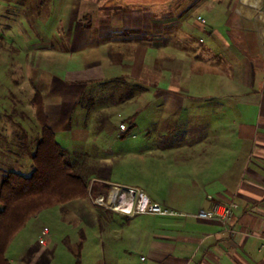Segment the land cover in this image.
Returning a JSON list of instances; mask_svg holds the SVG:
<instances>
[{
	"label": "crops",
	"instance_id": "1",
	"mask_svg": "<svg viewBox=\"0 0 264 264\" xmlns=\"http://www.w3.org/2000/svg\"><path fill=\"white\" fill-rule=\"evenodd\" d=\"M66 2L49 40L35 48L60 62L44 76L43 105L55 136L70 141L77 130H90L84 110L74 118L90 85L118 78L141 85L136 100H124L129 123L102 129L110 137L117 128L121 136L130 132L132 140L97 144L107 156L98 167L122 162L131 182L114 181L117 193L134 188L185 213L128 216L103 206V228L90 232L101 244L91 245L86 264H264V0ZM174 4L183 5L159 16L141 11ZM227 200L236 204L227 228L193 216ZM35 243L18 264H53L56 257L74 264L66 245L59 251L44 238Z\"/></svg>",
	"mask_w": 264,
	"mask_h": 264
},
{
	"label": "rangeland",
	"instance_id": "2",
	"mask_svg": "<svg viewBox=\"0 0 264 264\" xmlns=\"http://www.w3.org/2000/svg\"><path fill=\"white\" fill-rule=\"evenodd\" d=\"M65 4H67L66 0H0V152H4V155L0 157V178L2 171L9 169L25 176L30 175L33 170L30 154L40 135V125L32 109L35 108L32 100L34 95L38 94L43 102L47 89L44 78H48L47 72L54 73L60 68L58 66L60 62L49 57L41 58L35 48L39 45L38 42L49 40L48 37L55 29V24L57 26V19L63 13L62 7ZM175 5L168 9L164 5L154 8L146 7L141 11L143 15L159 16L167 12H177L183 4ZM87 14L82 15L83 24L88 22ZM76 16L81 17V13L73 15L75 21H77L74 18ZM56 45L53 44L54 47ZM62 46L64 45H57L58 48ZM127 82L123 78V80L97 82L90 85L83 93L84 98L81 104L78 103L75 107L74 117L77 119L80 116V109L84 110L89 118L90 130L87 132L77 130L76 137L73 136L71 138L73 140L70 139V141L64 135L57 133L56 138L60 146L67 151L88 152L90 161L96 166L87 176L90 195L87 198H76L66 204L47 208L33 217L14 236L7 248L6 255L14 264H18L25 246L36 244L35 241L38 238L48 240L49 245L58 243L59 251L66 245L75 259L74 264L79 257L83 260L81 264H86V254L89 250L91 251V245L100 243L93 240L90 232L92 233V229L103 228L102 220L99 219V215L107 210L103 206L107 205L110 209H115V202H108L109 199L106 197L115 196V194L117 196L122 191L117 193V189L114 190L111 184L114 181L125 184L131 182L132 174L122 162L113 161L112 165L107 163L108 166L99 168L100 159L107 156L100 157L97 151V144H102V148L113 145L119 147L123 145L121 141L125 138L132 140L133 134L130 132L121 136L117 128L114 137H110L106 130L102 132L103 127L100 126L106 120L108 122L106 124L112 127L129 123L127 112H125L127 109L125 104L129 101L119 102L120 91H123ZM139 92L135 93L136 97ZM91 99L93 104L90 102ZM139 106L140 104L137 107ZM45 113L47 115V112ZM23 123L28 124L27 129L22 126ZM23 134L27 136L24 140L28 150L25 152H23L24 141L21 139ZM123 143H126V140ZM105 178L112 182L104 183ZM93 213L98 214L93 220L94 224L90 220ZM88 235L91 240L89 249L87 247L82 250L77 242L72 241L74 236L79 240ZM53 264H63V258L56 257Z\"/></svg>",
	"mask_w": 264,
	"mask_h": 264
},
{
	"label": "trees",
	"instance_id": "3",
	"mask_svg": "<svg viewBox=\"0 0 264 264\" xmlns=\"http://www.w3.org/2000/svg\"><path fill=\"white\" fill-rule=\"evenodd\" d=\"M142 88L139 84L127 82L123 91H120L119 102L134 97ZM83 98L82 95L78 103ZM92 100L90 102L93 104ZM32 103L35 105V114L40 125V135L30 154L33 170L30 175L25 176L9 169L2 171L0 178V264H12L6 255L9 244L38 213L90 195L87 176L96 167L90 161L88 153L67 151L60 146L38 94L34 95ZM106 123L107 120L100 126L104 127ZM21 139L24 141L25 152L28 150L25 143L27 136L23 134ZM81 245L82 238L78 247L81 248ZM75 264H80L79 259Z\"/></svg>",
	"mask_w": 264,
	"mask_h": 264
},
{
	"label": "built area",
	"instance_id": "4",
	"mask_svg": "<svg viewBox=\"0 0 264 264\" xmlns=\"http://www.w3.org/2000/svg\"><path fill=\"white\" fill-rule=\"evenodd\" d=\"M199 19L202 23L206 21L203 17H200ZM121 128L124 129V125H122ZM114 202L115 209L128 216L142 212L151 214L156 213L164 216H181L185 214L182 211L180 212L158 202H152L142 191L140 192L139 190L130 187L122 189L120 194L115 196ZM235 206L236 204L234 200H227L219 202V204H214L210 210L206 211L202 209L194 213L193 216L201 219H215L227 228V225L230 222L229 220L233 216Z\"/></svg>",
	"mask_w": 264,
	"mask_h": 264
}]
</instances>
